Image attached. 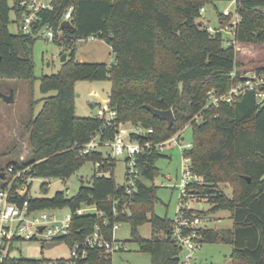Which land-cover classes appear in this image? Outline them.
Masks as SVG:
<instances>
[{
	"label": "trees",
	"instance_id": "trees-1",
	"mask_svg": "<svg viewBox=\"0 0 264 264\" xmlns=\"http://www.w3.org/2000/svg\"><path fill=\"white\" fill-rule=\"evenodd\" d=\"M23 1L0 0V79H35V39L8 29L11 22L18 27V8ZM208 6L214 7V1L53 0L52 9L39 14L38 25L49 24L56 31L65 12L72 8L73 29L61 31V39L53 41L70 54L57 73L38 78L39 91L45 97L40 100L39 112L24 126L30 159L24 164H11L14 172L25 170L18 185L27 186L15 200L27 199L32 210L67 208L72 214L69 235L57 243H65L69 251L95 228L112 241L113 226L127 223L130 241L139 253L149 256L150 264H180L181 250L169 238L172 219L154 213L158 189L153 183L158 176L155 163L163 157L162 152L153 150L139 156V178L131 194L125 193L124 183L115 182V160L100 150L103 147L81 153L95 136L100 142L110 139L113 126L119 123L151 129L144 138L135 134L131 137L153 143L164 142L186 127L191 130V146L183 149L182 155L190 159L192 172L201 179L188 190L198 196L199 203L205 201L211 208L208 212L187 208L185 215L194 220L225 210L233 220L230 230L200 228L199 241L202 245H231V264H264V105L257 106L254 93L245 91L229 104L206 108L209 91L227 92L236 83L230 73L246 70V65L237 60L234 46L225 45V33L220 30L231 17L217 13L219 27L213 34L199 21L201 10ZM235 11L239 17L235 43L264 45V0H236ZM88 38H97L110 47V65L75 59L74 43ZM253 70L264 74V65ZM104 80L110 82L109 105L116 111L109 128L95 115H75L76 83ZM145 106L171 110V126L153 117ZM88 161L96 171L109 175L94 173L90 186L81 185L72 198L61 192L51 198L29 196L32 179L66 180ZM6 171L0 170V190L10 180ZM220 184L231 187V198L220 190ZM83 207H93L95 212L76 215V210ZM146 223L151 226L150 238L138 233ZM111 256L102 248H87L77 264H111ZM67 262L68 258L47 261L8 255L0 264Z\"/></svg>",
	"mask_w": 264,
	"mask_h": 264
},
{
	"label": "rangeland",
	"instance_id": "rangeland-1",
	"mask_svg": "<svg viewBox=\"0 0 264 264\" xmlns=\"http://www.w3.org/2000/svg\"><path fill=\"white\" fill-rule=\"evenodd\" d=\"M224 4L218 3L216 8L206 7L202 12L199 21L212 29L218 27L217 13L222 11ZM230 11L233 7L228 8ZM10 20H14L11 13ZM209 21V23H208ZM17 25L14 22L9 24L11 33L17 32ZM226 39L232 38L231 34H224ZM242 46V47H241ZM75 59L82 63H104L110 65L112 58L106 44L97 38L74 43ZM236 58L246 69H253L254 66L264 65V45L236 44ZM69 56L70 50H65L61 45L51 40L37 38L32 46V58L34 62L33 81L6 80L0 79V170L4 172L12 163L24 164L30 159V147L28 145V135L24 134V126L40 110L42 103L40 100L45 97L39 91L38 78L44 75L57 73L61 67V57ZM66 60V58H65ZM65 62V61H64ZM95 90L97 95H90L89 92ZM13 93V102L7 104L1 96ZM110 93V82L104 81H79L75 85V115L77 117H88L95 115V104L108 99ZM52 95V93L48 94ZM90 104L94 107L91 108ZM128 129L132 125L123 124ZM181 146L191 142V130L185 128L181 138ZM182 149L177 145L168 144L162 151L163 157L159 158L155 167L158 169V176L154 180V185L158 187L156 191L157 202L154 206V213L159 217L173 219L178 205V190L175 185L179 182L180 168L183 159ZM104 153L110 154L106 147L100 148ZM126 157H115L113 178L118 185H123L125 174ZM92 162H85L70 178L60 179H32L29 186V196L35 198H51L54 194L61 192L66 198L76 196L81 185L90 186L94 173L98 176H108L109 173H99ZM162 184V185H161ZM220 190L227 198L232 197V189L227 184H220ZM201 210L208 212L211 205L205 201L201 202ZM199 204L190 202L189 207L199 209ZM87 209L88 207H83ZM47 214H56L58 217L66 215L69 210L44 209ZM93 213L94 210L88 209ZM86 212V213H87ZM39 213V212H38ZM233 220L229 211L220 210L214 213H207L196 225L197 228H207L213 230H230ZM138 233L143 238L151 237V226L146 223L138 228ZM113 240L120 246V250L112 253L111 264H150V258L146 254L139 253L137 246L130 241V226L127 223L117 224L113 232ZM69 248L65 243L45 249L40 241L19 242L14 245L15 257H22L32 260L53 261L60 258L69 257ZM232 247L225 243L203 244L195 254L189 264H231L230 255Z\"/></svg>",
	"mask_w": 264,
	"mask_h": 264
},
{
	"label": "built area",
	"instance_id": "built-area-1",
	"mask_svg": "<svg viewBox=\"0 0 264 264\" xmlns=\"http://www.w3.org/2000/svg\"><path fill=\"white\" fill-rule=\"evenodd\" d=\"M52 5L53 0H25L21 2L18 8L20 13L18 30L23 35L30 36L34 39L60 40L61 36L59 33L61 31L59 28L55 31L49 24L38 25L40 21L39 14L51 10ZM71 12L72 8H69L65 12L60 24L63 21L70 22ZM222 15L224 17H231L230 23L220 29L223 33L232 35V38L225 40V45L234 46L237 51L234 32L236 24L239 22V17L235 11V6L232 11L223 10ZM206 29L210 34L216 32L210 26H207ZM230 77L236 80V83L223 94L216 91H209L207 93L206 108L211 106L218 107L222 103L229 104L245 91L254 93L257 106L264 105V74L259 75L253 69H246L237 74V71L234 69L230 73ZM95 116L104 121V127L109 128L114 124L116 111L110 107L109 100L107 99L95 106ZM184 130L161 143H153L151 141L141 142L140 140L133 139L131 134L138 135L139 137L143 136L144 138L146 134L152 133L151 129L144 130L139 126H133L130 130L125 125L119 123L113 126V134L110 139L105 142H100L98 136L93 137L82 147L81 154L89 153L100 147H106L110 150L113 158L125 156L124 187L125 193L131 194L135 190V183L139 178V156L142 154H150L153 150L162 152L168 144L177 145L183 149L190 148L191 143H187L184 146L180 145L179 138ZM24 171L22 169L14 172V168L12 166L9 167L6 172L10 180L8 181L7 187L0 190V263L8 255L14 257V245L19 242L40 241L45 245L58 242L63 237L69 235L72 220L71 212H68L62 217H58L54 213L47 214L44 211L32 210L27 199L21 200L20 202L15 200L16 197L21 196L27 190L25 183L18 185V178L22 176ZM200 180V177L191 170L190 159L183 157L179 182L175 185V188L178 190V205L175 216L172 219L169 233L170 240L181 250L180 264H189L202 246L198 236V230L200 228L196 227L199 219L193 220L185 215L184 212L187 208L193 209L189 207L190 202L201 204L197 201L198 196L188 190L190 185L200 183ZM88 209H92L95 212L93 207L87 209L81 208L76 210L75 214L81 215L86 213ZM196 210H201V205ZM40 228L42 229L39 230ZM116 228L117 224L112 228V238ZM96 247L104 249L105 255H112V253L118 250L119 245L113 239L112 241L106 240L100 234L99 229L95 228L93 233L85 237L81 243H75L73 245L66 264H77L84 256L87 248Z\"/></svg>",
	"mask_w": 264,
	"mask_h": 264
},
{
	"label": "water",
	"instance_id": "water-1",
	"mask_svg": "<svg viewBox=\"0 0 264 264\" xmlns=\"http://www.w3.org/2000/svg\"><path fill=\"white\" fill-rule=\"evenodd\" d=\"M68 29H73V25L69 22V21H63L60 26H59V30L63 31V30H68ZM65 54L62 55L61 57V63H63L65 61ZM4 100L5 103L10 104L13 102V93L10 92L9 95H4L1 96ZM145 108L151 113V115L153 117L158 118L159 120H163L167 123L168 127L171 126L172 122H173V114L171 110H167V111H160V110H156L150 106H145ZM1 177H4V174H1ZM42 228H40L39 230H41ZM58 243L54 242V243H48L45 244L44 247L45 249H50L53 248L55 246H57Z\"/></svg>",
	"mask_w": 264,
	"mask_h": 264
},
{
	"label": "crops",
	"instance_id": "crops-1",
	"mask_svg": "<svg viewBox=\"0 0 264 264\" xmlns=\"http://www.w3.org/2000/svg\"><path fill=\"white\" fill-rule=\"evenodd\" d=\"M214 1V7L216 8V5L218 4V3H220V4H224V7H222V11L223 10H229L228 8L230 7V6H232L233 8H234V6H235V1L236 0H213ZM222 11L221 12H218V13H222ZM208 23H209V21H208ZM207 26H209V25H207ZM218 27H219V24H218ZM217 27V28H218ZM216 29V28H215ZM82 41V40H81ZM107 46V45H106ZM108 47V49H109V51H110V47L109 46H107ZM242 47V46H241ZM110 56H111V58H112V54H111V51H110ZM80 62V61H79ZM89 94L90 95H93V96H96L97 95V93H96V91L95 90H92V91H90L89 92ZM95 106H96V104H95ZM90 107L91 108H93L94 107V105L93 104H90Z\"/></svg>",
	"mask_w": 264,
	"mask_h": 264
}]
</instances>
